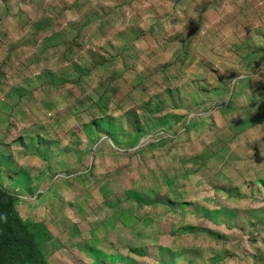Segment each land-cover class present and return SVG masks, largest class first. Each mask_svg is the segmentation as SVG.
<instances>
[{"label":"rangeland","instance_id":"obj_1","mask_svg":"<svg viewBox=\"0 0 264 264\" xmlns=\"http://www.w3.org/2000/svg\"><path fill=\"white\" fill-rule=\"evenodd\" d=\"M45 3L0 0L1 200L41 256L264 264V0L176 8L155 39L139 13Z\"/></svg>","mask_w":264,"mask_h":264},{"label":"crops","instance_id":"obj_2","mask_svg":"<svg viewBox=\"0 0 264 264\" xmlns=\"http://www.w3.org/2000/svg\"><path fill=\"white\" fill-rule=\"evenodd\" d=\"M11 1L17 2V1H21V0H11ZM53 1H55L57 3H58V1H61L63 3L66 2L67 4H69V5H67V8H65L67 11H68V9H73V8H69V6H71V5L75 4V6H77V3H80L83 1H87V2L93 1V4H90L91 10L94 11L95 9H99V7H102V9H100V10L101 11L105 10L106 15L108 14L109 11H113L110 14L115 13V15H117V16L125 14L126 16L125 15H123V16L127 17L128 19H129V17H131L134 14L138 15V13L142 17H144V16L150 17L149 19H147V24L149 25V27H148V30H146V31L148 32V34L146 33L145 30L142 31V33L146 34L145 36L142 35L144 37V39L147 35H149L148 37H151V39H155L154 35H152L154 33L151 31L150 28L156 29V27H158L160 25L162 17L165 18L166 16H169V17H172L173 15L176 16L177 10L179 8L185 9L184 11H186V10H189V7L197 8L196 6L199 5L197 3V1H199V0H44V2H46V3H45V5H43V7H40L38 9L39 12L37 13L36 17L40 16L42 13H45V17H51V16L53 17V15L55 16L56 12H54V11L53 12H47L48 8L50 6V5H48V3L53 2ZM94 1H95V3H94ZM205 1H206L207 5H209V7L206 6V4H204L203 8H205V10L203 8H202L203 10L201 9L202 13L197 15L198 19L200 17H203L204 13H208L210 8L217 9V12H216L217 16L221 15V11L225 5V4H223V2L225 0H220L222 2L221 9H219V5L217 6L214 3L215 0H205ZM217 1H219V0H217ZM181 2H184V5H183L184 7L180 6ZM185 2H189V4L187 5ZM178 6H180V7H178ZM90 8L85 10L84 13L81 12V14L83 16H85V13L87 14L88 11H91ZM176 8H177V10H176ZM63 9H64V7H63ZM167 9L169 12H166ZM121 13H123V14H121ZM91 14H92V16H95L96 13L92 12ZM178 16H181V14H179ZM195 17H196V15H195ZM128 19L125 22L126 24H122V25L116 24L115 27L118 26L117 28L120 27L125 32L127 31L129 33H133L134 30H137L138 26H135L134 24L129 25ZM35 20H37V18H35ZM35 20H33V21H35ZM49 21H50V19H49ZM212 23H214V21H212ZM142 26H143L142 24L139 25V27H142ZM118 31H121V29L115 30L116 33H119ZM138 31H141V30L139 29ZM186 31H187V33L196 32L197 26H194L192 23V24L188 25V29ZM173 33H175V34H173V36H170V38H169L170 41H172V40L178 41L179 40L181 42H185V38H182V36H180L177 31H174ZM164 39H167V36ZM224 42H226V40L223 37L222 38V45H224ZM160 46L163 47L164 44L159 45L157 47H160ZM255 49L256 48L253 47V50H255ZM224 60H227V58H224V59L222 58V61L220 64H222V63L224 64L225 63ZM262 71H264V70H262ZM256 91L257 90H254V92H253V89L249 88V89H247V94L248 95H255L257 97L258 93H255ZM260 93L263 97L264 91L263 92L260 91ZM262 103L264 104V101H262L260 104H262ZM257 111H259V110H256L254 113H256ZM216 112H218V111H216ZM218 113L220 115L221 112H218ZM256 115H259V114H256ZM242 118H243V116L241 117V119ZM233 123H236V122H233ZM125 230H126V234L129 235V219H127V227ZM127 239L129 240V237ZM126 256H127V258H125V259L126 260L129 259V255H126ZM118 257H121V256H118Z\"/></svg>","mask_w":264,"mask_h":264},{"label":"trees","instance_id":"obj_3","mask_svg":"<svg viewBox=\"0 0 264 264\" xmlns=\"http://www.w3.org/2000/svg\"><path fill=\"white\" fill-rule=\"evenodd\" d=\"M3 197L5 194L0 188V264H49L41 256L37 243L31 234L27 233L25 226L15 213L12 200H1ZM162 250L169 252L168 249L159 247V255L162 254ZM161 256L167 257L168 254ZM126 261L133 264L130 258Z\"/></svg>","mask_w":264,"mask_h":264}]
</instances>
